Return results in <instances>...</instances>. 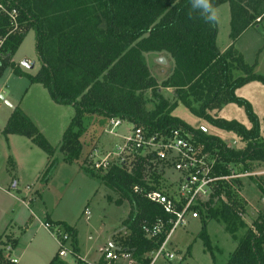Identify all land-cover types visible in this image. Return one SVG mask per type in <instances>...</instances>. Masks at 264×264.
Instances as JSON below:
<instances>
[{"label":"trees","instance_id":"1","mask_svg":"<svg viewBox=\"0 0 264 264\" xmlns=\"http://www.w3.org/2000/svg\"><path fill=\"white\" fill-rule=\"evenodd\" d=\"M0 3L6 10L16 11L18 26L13 29L9 18L0 13V70L8 66L16 76H24L29 83L45 88L54 103L70 105L74 110L58 143V151L63 153L65 162L79 158L81 118L94 114L101 117L102 123L117 117L149 133L180 129L195 145L218 156L213 168L217 175H228L230 163L250 160L264 163V136L259 140L257 119L249 104L234 95L236 88L249 81L264 84V76L252 73L233 48V41L261 20L264 0H212L215 7L221 3L228 7L230 43L222 52L215 46V26H209L198 12L192 11L190 0H0ZM28 29L33 31L34 51L39 63L34 74L20 71L10 61ZM152 52H163L172 61V70L160 86L173 88L174 99L194 116L248 141L243 149L226 147L219 138L194 129L171 115L175 101L169 103L162 97L147 71L144 54ZM235 71L243 74L234 75ZM147 90L152 107L147 106L148 99L143 97ZM227 102L244 108L249 128L235 120L213 118L206 113L207 109ZM194 103L198 106H193ZM2 133L23 136L46 156L52 155V147L17 107L11 110ZM52 162L54 160L47 163L43 175L50 171ZM84 171L118 193L117 204L121 199L127 200L128 212L123 223L128 228L129 238L123 246L137 264H149L147 254L158 248L168 225L153 238L144 236L141 222H152L163 213L158 205L133 193L131 186L160 189L164 180L162 173L154 171L149 174L148 181H144L139 166L130 172L117 166L106 171L91 168ZM260 189L264 195V188ZM220 193L229 204L220 203L216 209L208 205L199 213L206 211L210 218L221 221L225 231L235 240L225 264H263L264 211L253 220L251 228L236 238L233 225L240 221L233 209L237 204L235 194L224 181L217 183L212 195ZM44 221L60 226L68 235L75 264H87L77 254L74 228L61 221L52 222L48 218ZM198 235L205 247L208 246L204 221ZM14 243L13 240L11 246ZM0 262L15 264L2 254ZM48 264L67 263L54 254Z\"/></svg>","mask_w":264,"mask_h":264},{"label":"rangeland","instance_id":"2","mask_svg":"<svg viewBox=\"0 0 264 264\" xmlns=\"http://www.w3.org/2000/svg\"><path fill=\"white\" fill-rule=\"evenodd\" d=\"M216 9L221 16V23L215 25L214 41L216 48L223 51L230 43L228 7L226 3H221ZM11 26L14 29L18 27L16 23ZM233 48L241 55L243 63L250 67L252 73L264 76V14L257 24L246 28L233 41ZM144 59L147 71L154 78L162 97L169 103H176L171 115L194 129L198 128L205 134L219 138L226 147L237 150L248 144V141L242 140L234 132L194 116L174 99L173 88L160 86L172 70L169 56L163 52H152L145 53ZM10 61L27 73L36 71L38 64L31 31L25 32L10 56ZM22 61L26 66L32 65V68L22 66ZM242 74L241 71L234 73L237 76ZM0 95V254L7 260H10L9 257L17 258L18 264H48L51 257L57 254L58 246L49 235L50 231L41 225L47 215L74 228L79 252L86 257L87 263L97 255L99 260L102 259L99 264H113L103 259L100 250L107 247L105 242L108 236L111 240H114L112 236L119 239L122 246L128 240V228L121 222L127 214L128 202L121 199L117 204L118 193L84 171L90 169L87 161L91 149L100 155L110 151L115 144V139L107 138L104 133L105 122L102 123L101 117L94 114L83 116L78 136L81 145L79 158L64 163L61 161L63 153L58 151V143L74 114L73 108L70 105L54 103L45 88L37 83H29L24 76H16L8 66L0 70ZM234 95L249 104L257 119L260 140L264 136V84L255 80L249 81L236 88ZM143 97L148 99L147 106L152 107L149 90L144 92ZM15 106L33 123L53 149L49 157L54 162L46 175H43V170L39 173L46 158L40 148L32 145L23 136L12 134L9 139L10 135L2 133L8 109ZM193 106L198 105L194 103ZM206 113L213 118L235 120L245 128L250 127L244 108L232 102L215 105L207 109ZM11 155L18 161L16 168ZM35 163H38L36 168ZM227 166L229 172L240 174L235 179L228 180L237 201L233 209L240 222L233 225V230L238 238L251 228L253 220L264 211V195L260 189L264 188V163L250 160L241 164L230 163ZM37 175L40 177L36 180ZM29 199L33 200L29 203ZM220 203L229 204L223 193L214 194L210 203L206 202L204 210L208 205L216 209ZM84 209L88 212L87 218ZM205 212L200 213L197 219L187 218L184 225H178L173 230L165 247L174 255L172 259L168 261L159 255L151 264H225L236 244L235 240L225 231L221 221L210 218ZM203 221L208 239L207 248L198 235ZM13 240L15 243L11 246ZM67 243L69 240L65 245ZM86 252L89 253L87 256ZM179 255L185 258L181 262L177 259ZM147 256L150 258V253ZM59 258L72 264L70 252ZM129 259L131 264H135L131 255ZM126 263L125 258L118 260V264Z\"/></svg>","mask_w":264,"mask_h":264},{"label":"built area","instance_id":"3","mask_svg":"<svg viewBox=\"0 0 264 264\" xmlns=\"http://www.w3.org/2000/svg\"><path fill=\"white\" fill-rule=\"evenodd\" d=\"M0 13L5 14L11 24L16 23L14 9L6 10L0 3ZM104 133L107 138L115 139V144L104 154L97 155L94 149L89 151L87 164L92 170L106 171L111 166H117L130 172L139 166L142 168L141 175L144 181H148L149 174L154 171L162 173L164 180L160 189L144 190L134 184L131 191L158 205L163 213L152 222L143 221L141 230L146 238L157 236L164 226L168 225V229L164 231L163 241L157 249L150 252L149 264L159 255L169 261L174 255L165 247L172 231L178 225H184L187 218H199V211L205 208L218 182L229 183L228 180L240 174L232 171L228 175L214 174L213 168L217 164L218 156L195 145L186 132L177 128L167 132L149 133L140 126L117 117H110L105 121ZM41 225L49 230L55 239L59 257L70 252L69 243L65 245L69 240L68 235L60 226L46 221ZM6 249L10 250L9 247ZM100 251L107 263H114L119 258L127 259L126 264L132 263L129 259L130 253L127 251L111 250L109 247ZM177 259L179 261L181 256ZM9 261L16 263L13 258Z\"/></svg>","mask_w":264,"mask_h":264},{"label":"crops","instance_id":"4","mask_svg":"<svg viewBox=\"0 0 264 264\" xmlns=\"http://www.w3.org/2000/svg\"><path fill=\"white\" fill-rule=\"evenodd\" d=\"M27 31H31L32 32V34H33V31L31 30V29H28ZM26 31V32H27ZM33 37H34V35H33ZM220 52L222 51V50H220V49H218ZM36 60H37V58H36ZM37 64H38V67H37V69L39 68V63H38V61H37ZM22 66H24V65H22ZM27 68H32V65H28V66H26ZM19 68V67H18ZM37 69H36V71H37ZM19 70L20 71H22V72H24V73H27V72H25L24 70H22V69H20L19 68ZM10 71H11V69H10ZM35 71V72H36ZM35 72H33V73H27V74H34ZM0 99H1V95H0ZM10 104H12V103H10ZM15 107H17V106H15ZM14 107H12V108H9L8 110H9V112L7 113V118H8V116H9V114H10V112H11V110L13 109ZM5 119V121L4 122H6V118H4ZM4 126V125H3ZM2 126V127H3ZM10 135V137H8L9 139L11 138V135L12 134H8V136ZM33 145V144H32ZM12 156V163H13V165H14V168H16L17 167V163H18V161H17V159L15 158V156L14 155H11ZM62 159V160H61ZM61 161H63L64 162V160H63V158L61 157ZM50 161V157H48V156H46V158H45V163H44V165H43V167L40 169V171H39V173H41V171L42 170H44L45 169V167H46V165H47V163ZM61 161H59V163H61ZM21 162H22V160H21ZM62 162V163H63ZM58 163V164H59ZM65 163V162H64ZM37 164L38 163H35V165H34V168H36V167H38L37 166ZM57 167V166H56ZM39 175V174H38ZM36 176V180L40 177V176ZM11 187H13V185H11ZM36 196H37V192H36V194H35ZM33 200V199H32ZM31 199H29V203L32 201ZM84 212H85V215H86V218L88 217V212L86 211V209H84ZM128 212V211H127ZM127 215V214H126ZM45 218H48V220H50V221H52V222H54V221H59V220H55V219H52V218H50V217H47V215H45ZM126 218V216L123 218V220ZM45 220V219H44ZM43 220V221H44ZM123 220L121 221V222H123ZM68 225V224H67ZM68 226H70V225H68ZM173 232V231H172ZM172 234V233H171ZM49 235H50V233H49ZM51 236V235H50ZM52 237V239L54 240V242H56L55 241V239L53 238V236H51ZM112 238L114 239V240H111L110 238H109V236H108V238L106 239V245H107V247H109L111 250H121L122 252H124L125 250H128L127 248H125L124 246H122V245H120L119 244V239H117V238H114L113 236H112ZM75 239H76V246H77V254H78V256L84 261V262H86L87 263V261H86V257L84 256V255H81L80 254V250H79V248H78V245H77V238H76V235H75ZM100 247H101V245H100ZM128 252V251H127ZM186 253V252H185ZM87 254H89V253H87L86 252V256H87ZM7 256H9V255H7ZM179 256H181V255H179ZM182 256H184V253L182 254ZM181 256V257H182ZM99 256H97L96 255V257H95V255L93 256V259L90 261V263L88 262L87 264H99L100 263V260L102 261V259L100 258V260H99V258H98ZM10 259H15L16 260V263L15 264H18V259L17 258H15V257H9ZM119 259H122V258H119ZM119 259H117L113 264H118V260ZM185 258H181L180 260H179V262H181V261H183ZM127 260V259H126ZM134 260V259H133ZM71 262H72V264H75V261L73 260V258L71 259ZM70 262V263H71ZM104 262V261H103ZM134 262H135V264H137V262L134 260ZM68 264V263H67Z\"/></svg>","mask_w":264,"mask_h":264},{"label":"clouds","instance_id":"5","mask_svg":"<svg viewBox=\"0 0 264 264\" xmlns=\"http://www.w3.org/2000/svg\"><path fill=\"white\" fill-rule=\"evenodd\" d=\"M193 12H198L200 17L209 26L214 27L221 23V16L213 5L212 0H190Z\"/></svg>","mask_w":264,"mask_h":264},{"label":"water","instance_id":"6","mask_svg":"<svg viewBox=\"0 0 264 264\" xmlns=\"http://www.w3.org/2000/svg\"><path fill=\"white\" fill-rule=\"evenodd\" d=\"M21 65H24V66H25V65H27V64H25L24 61H22V62H21Z\"/></svg>","mask_w":264,"mask_h":264}]
</instances>
